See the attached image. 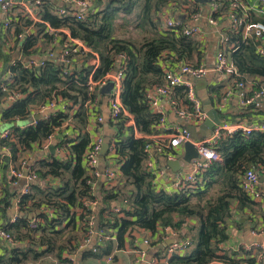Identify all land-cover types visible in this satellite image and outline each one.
Returning <instances> with one entry per match:
<instances>
[{"label":"trees","instance_id":"1","mask_svg":"<svg viewBox=\"0 0 264 264\" xmlns=\"http://www.w3.org/2000/svg\"><path fill=\"white\" fill-rule=\"evenodd\" d=\"M173 1L94 0L89 10L84 12V19L76 21L70 15L58 16L54 13L55 4L43 0L39 8L41 22L34 24L37 35L24 39L20 53L26 59H35L45 56L51 50L56 41L53 35L45 32V24H48L53 29H67L72 38L80 40L98 54L99 66L93 71V80L114 72L118 66L117 56L125 55L121 102L133 117L134 128H127L124 121L109 122L116 128L113 146L123 181L114 187H107L105 184L97 186L99 208L94 213L97 227L106 230L109 220L105 216L110 217L113 223L109 226L116 230L115 244L117 247L119 245V249L123 236L128 231L142 229L154 234L158 228L163 231L170 229L177 233L180 241H188V247L183 255L167 258L166 264H211L222 259L217 256L218 245L227 241L228 221L234 218L236 212L253 205L241 191L239 181L248 170L254 169L259 173L264 171V135L255 132L245 137L237 132L221 139L217 146L221 162L213 161L203 174V183L197 192L177 191L169 194L154 188L152 176L144 167V148L148 141L143 136L159 133L160 123L159 116L153 114L148 107L145 92L151 87L164 84L163 64L176 68L184 62L196 65L205 61V48L199 42L158 29L157 15ZM65 8L70 12L78 11L77 8ZM222 9L225 10L224 7ZM128 17L132 18L133 31L137 32L139 38L137 41L129 36V30L123 34L117 33V19ZM247 20L264 23V15L258 16L251 12ZM24 25L30 26L31 22L26 21ZM18 31L17 27L16 32ZM227 38L228 44L236 46V50L230 53V58L241 76L230 77L232 85L234 81L245 82L253 79V88H257V83H264V58L257 53L258 41L243 40L240 33H228ZM58 43L62 46L61 41ZM90 57L91 55H86L82 60L76 56L70 58L71 63L64 79L63 66L50 59H45L44 65L38 67L27 68L22 61H16L8 67L14 74L15 84L26 95L3 105L6 92L0 88V114L3 122L12 123L16 119H26L33 106L43 105L56 97L67 103L69 110L76 107L71 117L74 122L71 126L79 132V137L75 142L67 139L61 142L69 150L68 159L52 157L50 161H40L36 165L35 173L40 182L51 177L59 184L55 188L44 189L41 183L33 185L30 194L20 197L21 205L25 206L28 213L41 206H47L54 212L47 217L42 216L43 223L38 227V236L26 229L25 218L14 225L4 226L20 245L4 248L0 255V264H28L51 256L61 261L64 252L73 253L78 248L77 233L82 229L78 221H82L84 215H76L75 210L82 207V199H94L86 185V171L82 162V155L90 142L86 131L89 115L85 104L93 103L98 95L96 92L89 96L86 89L88 75L92 72V67L87 63ZM76 61H82L83 65L79 66ZM185 90L184 87H178L173 95L184 104L187 102ZM214 93L218 94V91ZM219 117L221 120L226 119L222 112ZM67 118L68 113L57 111L38 120L35 126L12 128L16 142H3V145L11 147L9 157L6 154L0 156V169L3 174L9 163H17L18 154L43 142ZM134 130L142 138H136ZM104 159L106 160V155L103 156V161ZM0 190L1 219L3 223H7L6 208L11 205L16 190L7 183L5 175L0 179ZM29 201L32 203L27 206ZM115 202L121 205L123 217L107 213ZM233 204H236L235 208ZM31 234L35 236H30ZM95 248V252L92 249L80 250V257L85 259L109 255L114 248V242L108 240ZM65 261L71 264L68 260ZM246 262L256 263L254 257Z\"/></svg>","mask_w":264,"mask_h":264},{"label":"built area","instance_id":"2","mask_svg":"<svg viewBox=\"0 0 264 264\" xmlns=\"http://www.w3.org/2000/svg\"><path fill=\"white\" fill-rule=\"evenodd\" d=\"M60 6L54 9V13L58 16L70 15L76 21L84 19L87 10H89L94 0H53ZM42 0H0V14L3 17L0 23V30L3 35V43L8 47L11 42L17 40L22 42L27 36L37 35L34 24L41 22L39 16V6ZM66 5L71 8H77L78 11L70 12L66 9ZM264 0H209L205 3H198L196 0H174L171 4L163 9L157 15L158 29L162 32H173L174 35H183L199 42L204 48L206 46V39L210 35L218 36V49L214 54V63L211 69L207 67L205 61L193 65L188 62L180 63L178 67L172 68L168 64H163V79L164 84L154 86L145 92V99L151 112L159 116V128L166 132H159L151 136H143L148 144L145 145L144 153L146 155L144 167L147 173L152 176V184L157 191H165V189H159L158 184L161 180L166 179L167 172L165 169H156L154 165V156L162 157L165 162H171L178 160L183 154V145L186 143L191 144L196 150L199 158L192 159L187 165V171L175 172L172 181V192H197L202 185L203 174L207 171L213 161L221 162V157L217 152V146L221 139L231 136L234 133L240 132L245 137L252 133L258 132L264 135V122L257 121L250 125L243 123H230L228 121L220 120V123L214 125L211 133L207 137L194 139L190 133V127H197L202 125L209 119L208 113L204 111L202 101L198 97L195 91L196 82L202 81L210 70L221 76H227L232 78L241 77L231 61L230 53L236 50L234 44H228V33L241 34L243 40L254 39L258 44L256 45L257 53L264 58V23L251 22L248 19L250 13H255L258 16L264 15ZM225 8L223 11L222 8ZM35 10V15H33ZM85 10V11H83ZM31 22L30 26L24 25V20ZM223 19H227L229 22L228 31L222 33L221 22ZM205 23L209 30L205 32L202 24ZM45 32L54 36L55 43L51 50L47 54L40 58H30L22 62L25 67L32 68L43 66L45 59H50L58 62L63 66L62 78L67 75L68 67L71 63L70 58L76 56L77 59L82 60V57L91 55L88 60V65L92 67V72L88 75L86 83V89L88 95L91 96L94 93H98L108 82L112 83V88L107 96V107L109 111V122L116 123L118 121H124L126 124L128 121H132L133 117L126 110L121 102V94L123 88V80L125 77V55L119 54L117 56L118 66L114 72L104 75L98 80H93V71L99 66V56L97 53L92 52L83 42L78 39L72 38L67 29H53L50 25L45 24ZM15 26L20 27L22 30L18 33L15 31ZM64 35V36H62ZM40 36V35H39ZM62 42V46L58 42ZM59 47L60 53L56 54L55 49ZM5 79H0V88L6 92V97L3 99V104H10L21 98L26 93L20 91L19 85L15 84L14 74L7 70L4 74ZM249 80V79H248ZM247 81H234V85H229V88L220 96L219 103L217 105L218 115L223 112L225 104L228 99L235 95L238 97L242 108L248 106L256 100H262L264 103V83H257V88L252 91H247ZM254 82V81H253ZM252 82V83H253ZM178 87H184L186 104L182 101H177L174 98V92ZM99 97L94 98L93 103H86L89 115V124L94 129L105 123V119L99 114L97 103ZM165 100L171 111L183 122V127H176L170 129L166 124V115L164 114L161 101ZM62 106V109H56L57 106ZM68 104L62 99L52 97L47 103L34 107L39 114H43L47 118L50 114L60 111L66 112ZM70 105V104H69ZM72 108H76L75 106ZM70 114V113H69ZM72 117V115L70 114ZM31 118L30 123L26 127H32L37 124L38 120ZM91 118V119H90ZM88 124V126H89ZM87 126V127H88ZM24 127V128H26ZM138 133V132H135ZM136 138H142L139 133L135 134ZM1 147L6 151V155H11V147L3 145V142L13 143L16 142L15 136L11 129H6L0 136ZM54 134L52 133L41 143H37L34 146L40 149H47L53 142ZM103 139L101 135H95L90 138V142L82 155V162L86 171V185L89 187L90 194L94 199H82V207L75 210L76 215H84L82 221H78L79 227L85 234V239L82 245H79L77 250L67 256V260L71 264H76V259L79 255V251L90 247L93 252L96 251L95 247L102 245L105 241L115 240L116 230L109 226L112 224L111 218L105 216L107 221V228L99 229L94 226L97 219L94 213L99 208L98 193V180L104 179L107 187H114L122 182L123 177L119 170L120 165L116 162L115 147L113 143L109 145L106 153V160L103 161V174H101L99 164L101 162V147ZM66 145L61 146V155L65 156ZM18 149L21 148L18 146ZM181 154V155H180ZM19 155V154H18ZM68 159V158H67ZM1 163V160H0ZM24 163H21L20 167L23 168ZM37 169L32 167L28 170H16L13 163H9L5 173L3 174L0 169V179L5 175L7 183L12 186H16L18 181L23 180V187L16 190L15 196L11 200V205L7 207V211L11 214L8 215V222L3 223L0 214V252H3L4 248H12L20 245L14 237L6 230V225H14L22 218L27 219L26 229L32 232H37L38 227L43 223L42 216H49L53 214V210L47 206H41L38 208L37 213H28L25 206L21 205L20 197L31 193V187L38 183H46V187L55 188L58 186V181L49 177L45 181H41L37 178L35 173ZM259 183V172L256 170H248L240 178L239 187L241 191L251 200L256 203H264V193L260 192L257 188ZM1 196V190H0ZM27 206L29 205L26 204ZM23 209V210H22ZM108 214H115L118 217H123L122 207L118 202L111 205ZM86 218V219H85ZM6 226V227H4ZM24 231V230H22ZM251 235L254 238L262 240L260 243H253L251 245L238 248L245 252H249L255 258V264H264V226H258L251 231ZM94 240V245L92 244ZM145 244H149L145 241ZM188 247V241H173L169 245H165V248L160 256L152 257L146 260L147 264H166L167 258L172 255H183ZM140 259H145L144 252L137 251ZM107 262H110L112 257L105 255Z\"/></svg>","mask_w":264,"mask_h":264},{"label":"crops","instance_id":"3","mask_svg":"<svg viewBox=\"0 0 264 264\" xmlns=\"http://www.w3.org/2000/svg\"><path fill=\"white\" fill-rule=\"evenodd\" d=\"M53 4H55V7H59L60 5L51 0ZM40 8V6H39ZM38 8V10H39ZM33 15H35V10H33ZM3 17L0 14V23L2 22ZM26 21H29L26 20ZM24 20V22H26ZM203 30L207 32L209 30L208 26L203 23ZM17 27L15 26V30L17 31ZM229 22L227 19H223L221 22V28L222 33H226L228 31ZM20 32L22 29L20 27ZM15 31V32H16ZM16 32V33H18ZM218 36L217 35H210L206 39V46H205V64L209 69L213 66L214 63V54L216 50L218 49ZM0 50L2 55H0V79H5V72H7L8 67L13 65L16 61H22L25 62L26 58L22 56L21 49H20V42L17 40H14L11 42V44L6 47L3 43V35L2 31L0 30ZM76 63L81 66L82 61H76ZM258 79H255L257 81ZM247 91H252L255 88H253V79H247ZM204 83V86L201 85L200 87H197L195 85V91L198 95V97L203 101L205 98H208L212 109H217L219 97L223 95V93L229 88V85L232 86V81H230V78L227 76H221L219 74H216L210 70L208 74L205 76V78L202 80ZM253 82V83H252ZM215 91H218L217 93H214ZM107 94H100L98 92L99 101L97 103L98 106V112L99 114L105 119V123L101 126H98L94 129L91 128V125L87 127L86 131L90 138L95 137V135H101V138L103 139V142H108L109 145L112 144L116 140V128L112 126L109 123V111L107 107ZM217 95H220L219 97ZM4 105V104H3ZM2 105V106H3ZM203 105V104H202ZM204 106V105H203ZM161 107L166 115V124L167 127L170 129L176 128V127H183L182 121L178 119V117L171 111V108L167 104L165 100L161 101ZM56 109H62V106L58 105ZM76 108L67 109L66 112H68V118L62 123L61 127L59 129H55L53 132L54 134V140L52 144L50 145L54 147V152L52 153L49 147L47 149H40L36 146H33V148L29 151H25L23 153L19 154V158L17 163L14 165L16 170H28L32 167L36 168V165L40 161L48 160L50 161L52 157L58 158V159H64L70 157L69 150L66 148L65 156L62 157L61 155V142L64 141V139H67V141H73L75 142L79 137V132L74 129L71 125L72 119L71 115L74 114ZM31 117L33 120H40L45 119V116L43 114H39L34 108V106L30 109ZM55 113V112H54ZM53 113V114H54ZM70 113V114H69ZM225 114L226 119L221 120L219 115V119L222 121H228L230 123H243L250 125L253 122L257 121H263L264 122V103L262 100H256L249 104L248 106L242 108V105L240 104V101L238 97L235 95L231 96L227 103L225 104L224 110L222 112ZM29 121L26 125L22 127H16L18 129H24L29 123L31 118H28ZM91 119V118H90ZM19 120V119H16ZM90 122V120H89ZM2 123H5L1 120V114H0V125ZM125 126L127 128H134V121H128ZM200 126V125H199ZM197 126V127H199ZM12 129V128H10ZM12 131V130H11ZM166 132V129L160 128L159 132ZM137 132L134 130V136H136L135 133ZM140 135V134H139ZM201 134H199L200 136ZM1 136V133H0ZM141 136V135H140ZM202 138V137H199ZM1 139V138H0ZM1 140H0V149L1 147ZM67 147V146H66ZM3 150V149H2ZM6 153V151L4 150ZM181 155V154H180ZM182 156V155H181ZM102 157V156H101ZM181 158V157H179ZM154 165L156 169H165L167 172L166 179L161 180L159 184L157 185L159 189H165L166 192H172V186L171 181L175 174L173 170L167 165L165 160L162 157L157 156V158L153 159ZM21 163H24L23 168L20 167ZM103 157L101 158V162L99 164V169H102L103 167ZM187 167H181L179 171H182L185 173L187 171ZM98 184H105L104 179H99ZM24 181H18V184L16 186L12 185L15 190L23 187ZM44 187H46V183L42 184ZM258 190L260 192L264 193V171L259 173V183L257 186ZM253 205L251 207L246 208L244 211L236 212L234 215V218L227 223V241L218 245V252L217 256L222 257V259L218 261H213L211 264H246L248 259L250 260L253 258L252 254L249 252H245L244 250L238 248H242L246 245H251L253 243H260L262 240H259L258 238H254L251 235V231L258 227L263 225L264 226V203H256L254 201ZM32 202L29 201V204ZM236 207V204H233V208ZM37 209V208H35ZM34 213H37L38 210H34ZM32 212V213H33ZM11 214L8 211V215ZM187 224H191L190 222H187ZM96 226H98L97 222L95 224L94 231H96ZM186 226V225H185ZM75 234V233H74ZM66 237V236H65ZM64 237V238H65ZM116 238V237H115ZM85 239V234L80 229L77 233V240L78 246L82 245ZM179 237L177 236V233L172 232L170 229H167L165 231L161 230L160 228L157 229V231L152 234L148 231L137 229L133 231H128L123 236V243L121 248L119 249V245L117 247L116 241L112 240L114 242V248L112 252L109 254V256L112 257L110 262H107L105 259V255L99 257V258H81L80 252L76 259V264H147L146 260L156 257L157 255H161L163 252L165 245H169L172 241H180ZM145 241H148L149 244H145ZM76 242H72L73 244ZM264 243V240H263ZM92 244L94 245V240H92ZM86 250H90V247L85 248ZM77 250V249H76ZM137 251L144 252L146 255L145 259H140L138 257ZM74 253V252H73ZM3 254V252H0V255ZM69 254H72L71 252H64L61 256V261L56 260L53 256L44 258L45 262L35 261L33 263L36 264H68L65 260H67V256ZM157 256V257H158Z\"/></svg>","mask_w":264,"mask_h":264},{"label":"water","instance_id":"4","mask_svg":"<svg viewBox=\"0 0 264 264\" xmlns=\"http://www.w3.org/2000/svg\"><path fill=\"white\" fill-rule=\"evenodd\" d=\"M34 1V0H31ZM43 1V0H42ZM51 1V0H48ZM198 3H205L208 2L209 0H196ZM67 8H69V5H66ZM85 11V10H83ZM55 53L59 54L60 53V48L57 47L55 49ZM197 87H200L201 85L204 86V83L202 81H198L196 82ZM112 88V83L108 82L106 85H104L101 89H99V93L100 94H108L110 92ZM203 109L204 111H206L208 113L209 119L207 121H205L202 125H200L199 127H190V133L191 136L194 139H197L199 137H207L210 135L212 128L214 127V125H217L220 123L219 117H218V111L215 109H212L211 103L209 101L208 98H205L202 101ZM183 124V122H182ZM194 135H193V133ZM199 134H201L199 136ZM108 147H109V143L108 142H103L102 147H101V156H105L107 151H108ZM49 149L51 150V152H54V147L51 146L49 147ZM194 158H199L196 150L194 149V147L189 144L186 143L183 145V154L181 156V158H179L178 160L175 161H171V162H167V165L173 170V172H177L181 169V167H187V165L189 164V162L194 159ZM101 174H103V167L102 169H100ZM172 243V241L170 242Z\"/></svg>","mask_w":264,"mask_h":264},{"label":"rangeland","instance_id":"5","mask_svg":"<svg viewBox=\"0 0 264 264\" xmlns=\"http://www.w3.org/2000/svg\"><path fill=\"white\" fill-rule=\"evenodd\" d=\"M132 18L128 17V19H124L122 18L121 20L117 19L116 23H117V33H124L126 30H129V36L133 37L132 39H134V41H137L139 38L137 37V32L133 31V22L131 23ZM29 119H19V120H15L12 123H2L0 125V133H2L4 130L6 129H10V128H16V127H22L24 125H26L28 123ZM193 133V131H192ZM194 135V133H193ZM3 154H6L4 152V150L0 149V156H2ZM36 236H38L37 234H39L38 232L34 233ZM34 234H31L30 236H35ZM27 240V239H26ZM25 240V242H26ZM40 262H45L44 260H41ZM26 264V263H25ZM28 264H36L33 262H29Z\"/></svg>","mask_w":264,"mask_h":264}]
</instances>
